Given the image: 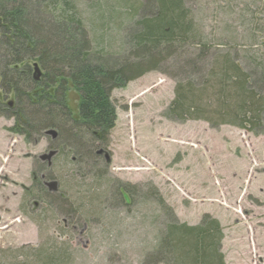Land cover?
<instances>
[{
  "label": "rangeland",
  "instance_id": "rangeland-1",
  "mask_svg": "<svg viewBox=\"0 0 264 264\" xmlns=\"http://www.w3.org/2000/svg\"><path fill=\"white\" fill-rule=\"evenodd\" d=\"M68 1L94 61L139 62L138 76L111 91L115 125L97 146L103 152L83 164L65 152L41 161L53 135L28 141L0 116V264H166L152 253L167 226L196 225L207 214L223 227L226 264H264V132L168 111L178 83L211 97L221 84L211 71L223 55L246 69L264 60V0H183L198 39L164 52L156 66L132 45L138 22L157 12L150 0ZM4 54L0 48L1 62ZM13 98L0 86V102ZM68 101L77 114L78 93L71 89ZM44 181L59 183L60 199L48 197L59 204L39 191L50 188Z\"/></svg>",
  "mask_w": 264,
  "mask_h": 264
},
{
  "label": "trees",
  "instance_id": "trees-1",
  "mask_svg": "<svg viewBox=\"0 0 264 264\" xmlns=\"http://www.w3.org/2000/svg\"><path fill=\"white\" fill-rule=\"evenodd\" d=\"M150 3L157 12L138 22L141 30L134 33L132 45L139 57H149V63L156 66L164 52L194 43L198 37L183 0ZM58 4L62 9H57ZM48 6L51 9H46ZM54 13L57 16L51 15ZM0 33V48L6 49L4 61H0V86L6 96H14L12 106L0 102V116L13 119L10 131L31 141L55 130L53 149L57 154L73 155L81 164L98 157L97 146L108 142L116 120L111 91L138 76L135 70L140 63L110 66L95 62L88 33L68 0H0ZM223 57L211 71L221 82L211 97L206 95L207 89H199L193 82V87L178 83L169 115L182 120L204 119L213 126L232 124L263 134L264 60L254 59L256 74L252 65L246 69L231 55ZM32 60L39 64L38 80L28 64ZM71 89L79 95L77 114L68 101ZM41 185L39 191L48 202L51 190L46 193ZM123 189L124 199L131 200L130 190ZM58 192L59 186L51 193L60 199ZM159 200L168 208L162 196ZM223 238L221 223L208 214L196 225L176 219L167 226L152 255L166 264H226ZM33 251L38 258L39 249Z\"/></svg>",
  "mask_w": 264,
  "mask_h": 264
},
{
  "label": "water",
  "instance_id": "water-1",
  "mask_svg": "<svg viewBox=\"0 0 264 264\" xmlns=\"http://www.w3.org/2000/svg\"><path fill=\"white\" fill-rule=\"evenodd\" d=\"M34 66H35L34 78L36 80H38L40 78V76H41V71H40L39 65L37 63H35ZM47 134H52L53 137H55L56 136V131L55 130H49V131H47ZM102 152H103L102 150L99 151V153H102ZM55 154H56V151L55 150H51L48 154H46V155H44L42 157L51 159L52 156H54ZM106 157L108 158L109 155L106 154ZM48 185H49L51 191H57L58 190V182L51 181L50 183H48Z\"/></svg>",
  "mask_w": 264,
  "mask_h": 264
},
{
  "label": "flooded vegetation",
  "instance_id": "flooded-vegetation-1",
  "mask_svg": "<svg viewBox=\"0 0 264 264\" xmlns=\"http://www.w3.org/2000/svg\"><path fill=\"white\" fill-rule=\"evenodd\" d=\"M9 104L12 106V102H10ZM11 119H12V118H11ZM53 150H54V149H53ZM55 151H56V154H57V150H55ZM56 154H55V155H56ZM55 155H54V156H55ZM40 158H41V157H40ZM44 160H45V161H44ZM47 160H48V158H43V157L41 158V161L46 162V163L48 164L49 161H47ZM42 178H44V177H42ZM44 185H45L46 187L49 186L48 183H47V181H44ZM48 190L50 191V188H48ZM51 192H53V191H51Z\"/></svg>",
  "mask_w": 264,
  "mask_h": 264
}]
</instances>
